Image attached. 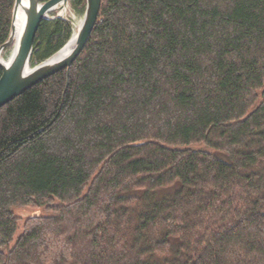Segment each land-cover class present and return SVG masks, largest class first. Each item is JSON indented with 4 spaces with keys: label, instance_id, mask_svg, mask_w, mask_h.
Here are the masks:
<instances>
[{
    "label": "trees",
    "instance_id": "trees-1",
    "mask_svg": "<svg viewBox=\"0 0 264 264\" xmlns=\"http://www.w3.org/2000/svg\"><path fill=\"white\" fill-rule=\"evenodd\" d=\"M72 34L43 19L32 65ZM0 264H264V0H102L0 107Z\"/></svg>",
    "mask_w": 264,
    "mask_h": 264
},
{
    "label": "water",
    "instance_id": "water-1",
    "mask_svg": "<svg viewBox=\"0 0 264 264\" xmlns=\"http://www.w3.org/2000/svg\"><path fill=\"white\" fill-rule=\"evenodd\" d=\"M70 1L48 0L41 2L40 0H27L26 4H23V0L15 1L11 34L9 39L0 46V64L4 69L0 77V107L56 72L62 69H66L67 72L70 71L74 60L82 52L92 34L100 14L102 0H86L85 15L77 34L75 46L67 55L57 59L54 58L66 47V42L58 51L43 61L36 65L31 63L35 38L42 20L47 17L50 11L57 10L59 5H67ZM21 4L24 5L25 23L17 39V49L13 58L7 63L1 58V54L16 39L14 19ZM65 12L58 15L64 16Z\"/></svg>",
    "mask_w": 264,
    "mask_h": 264
},
{
    "label": "rangeland",
    "instance_id": "rangeland-1",
    "mask_svg": "<svg viewBox=\"0 0 264 264\" xmlns=\"http://www.w3.org/2000/svg\"><path fill=\"white\" fill-rule=\"evenodd\" d=\"M61 6L59 5V7L57 8V10H53L55 11V14H50L49 16L53 17V16H57L59 13L61 14ZM86 7V6H85ZM14 10V9H13ZM84 15H85V9L84 10H77L72 6L71 1L68 3V7H67V11L64 14L63 17H68L71 19L72 24H73V34L75 32V29L77 26H79V24L81 25L83 19H84ZM72 34V36H73ZM14 50V44H11L10 46H8L1 54L2 58L4 61L9 62V58H11V55L13 53ZM37 210H27V209H17V213L18 215L21 217V221L19 224V229L17 231V235H19L23 229V222L24 220L30 216L33 215L35 213H38Z\"/></svg>",
    "mask_w": 264,
    "mask_h": 264
},
{
    "label": "bare ground",
    "instance_id": "bare-ground-1",
    "mask_svg": "<svg viewBox=\"0 0 264 264\" xmlns=\"http://www.w3.org/2000/svg\"><path fill=\"white\" fill-rule=\"evenodd\" d=\"M16 1V0H15ZM27 3V0H23V4H26ZM21 4L19 9L17 10V13H16V16H15V19H14V22H15V29H16V39L14 40L13 44H14V50H13V53L11 55V58H9L8 61H10L12 58H13V55H14V52L16 51L17 49V44H18V41L17 39L19 38V35L22 31V28L24 26V23H25V10H24V5ZM15 6V4H14ZM67 7H68V4L67 5H62L61 6V13H63L64 11H67ZM86 9V7H85ZM51 12V11H50ZM49 12V13H50ZM49 13L47 15L46 18H55V17H63V16H49ZM66 13V12H65ZM13 16H14V10H13ZM45 19V18H44ZM13 23V22H12ZM82 24V23H81ZM80 24L79 26L76 27L75 29V32L73 34V36L70 38V40L67 41V45L66 47L58 54H56L54 56V58H60V57H63L65 55H67L71 50L72 48L75 46V43H76V39H77V34L79 32V28H80ZM2 58V56H1ZM3 59V58H2ZM7 62V61H6ZM8 63V62H7ZM1 65V64H0ZM2 66V65H1ZM3 68V67H2ZM4 70V69H3ZM3 74V73H2ZM1 77V76H0Z\"/></svg>",
    "mask_w": 264,
    "mask_h": 264
}]
</instances>
